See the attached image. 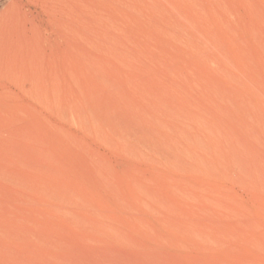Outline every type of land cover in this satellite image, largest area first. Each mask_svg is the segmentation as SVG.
<instances>
[{"label":"rangeland","instance_id":"374dc122","mask_svg":"<svg viewBox=\"0 0 264 264\" xmlns=\"http://www.w3.org/2000/svg\"><path fill=\"white\" fill-rule=\"evenodd\" d=\"M39 3L0 0L53 44L52 108L0 114V264H183L217 194L264 201V0Z\"/></svg>","mask_w":264,"mask_h":264},{"label":"bare ground","instance_id":"6f19581e","mask_svg":"<svg viewBox=\"0 0 264 264\" xmlns=\"http://www.w3.org/2000/svg\"><path fill=\"white\" fill-rule=\"evenodd\" d=\"M40 1L45 2L44 5L42 6L43 10L40 9L41 13L43 14L45 12V10L49 7V9L47 10L48 13H46V12L45 13L47 15L49 14V16L51 18L50 21L53 22V10H52V8H50L51 6H53V0H16V6L20 12V10L24 6L29 5V4L37 6ZM11 4H12V2H11ZM29 6H27V7H29ZM40 6H41V4H40ZM125 6H126V4H125ZM133 9H135V6ZM3 13H5V12H3ZM18 14H20V13H18ZM21 14L25 17V21L21 20V18H23V17L20 18V16L19 17L17 16L18 17L17 21L19 24L16 25V27H14L15 32L9 33V35H8V33H7L8 29H7L6 34L8 36L7 37L4 36L5 39H0V114L1 115H3L5 111L6 112H12L13 111V112H18V113H23V111H25L29 108H34V110H36L35 107L36 106L39 107V105L41 107L44 106L46 109H51L53 106V44H52V41H51V39L47 40L45 38H44L45 39L44 41L43 40L39 41L40 33L38 36L37 30H36L38 27L34 23L36 18H37V15L35 13L33 15V13L31 12L32 17H30V18H28V16L24 12H22ZM10 15H12L14 18L13 12H10ZM0 16H1V14H0ZM7 18H8V15H7ZM2 19L3 18H1V20ZM6 19H4L2 22H4ZM43 20H44V18H43ZM8 21H10V20H8ZM12 21H14V20L12 19ZM26 23L27 24L30 23V25H31L30 30H28ZM37 23H38V21H37ZM43 23H45V22H43ZM0 24H2V23H0ZM7 24L8 23H6V25ZM15 24H16V22H15ZM47 24L48 23H46L45 29L47 28ZM10 25H11V23H10ZM39 25H40V23H39ZM52 25L53 24H51V26ZM1 26H0V28H1ZM0 32H2V31H0ZM48 32H49V30H47V33ZM43 34H46L45 30L43 31ZM187 37H188V35H187ZM6 72L8 74H6ZM6 75H7V78L10 79V80H8V82L6 80H4V79H7ZM9 75L11 76V78H9L10 77ZM26 101H30V104L27 103ZM31 102L33 104H31ZM33 106H35V107H33ZM38 111H39V109H38ZM6 112H5V114H6ZM47 112H48V110H47ZM89 112H92V111L90 110ZM92 114H93V112H92ZM93 115H92V117L95 116V115L94 116ZM92 117H91V119H92ZM94 121H95V119H94ZM95 123H97V122H95ZM51 124L53 125V123H51ZM85 124H87V123H85ZM118 126H119V124H118ZM98 128H99V124H98ZM129 132L130 131H128L127 133H129ZM70 139H72V138H70ZM149 148H147V149H149ZM157 148H159V147H157ZM156 152H158V151H156ZM165 152H168V151L165 150ZM181 153L183 154V152H181ZM157 155H159V154H157ZM153 161H155V160H153ZM157 164H159V163H157ZM174 166H177V165H174ZM180 169H182V167ZM7 175H10V174H7ZM10 177L12 178V176H10ZM1 179H2V177H1ZM7 180H8V178H7ZM241 181H238V183ZM43 186H44V184H43ZM33 187H34V185H33ZM46 187L47 186L42 187V189L46 188ZM243 188H244V186H243ZM50 189H49V191H53ZM249 189H246V190H249ZM253 190H255V188H253ZM236 192H237V190H236ZM241 193H243V192L241 191ZM43 194H45V193H43ZM227 194L223 195L224 197H222V195H220V194H217V196H215V198H214V199H216L215 202L213 200V204L215 206V208L213 210L214 219L212 222L210 221L211 223H208V225H205L203 228L199 227L200 230L198 232L197 241H196L197 248H195V249H197V252L194 254V256H190V257H189V254H186L185 260L183 259V264H264V243L261 244L262 243L261 238L264 237V233L262 234V233L258 232L256 229L261 224H264V201L263 200L261 201V198H259L262 196H260L259 194H256V195L252 194L247 200L246 199L245 200H237L238 198L235 196L234 190L229 191V194L228 195ZM249 194H250V192H249ZM63 203L65 204L64 201H63ZM75 205H76V203H75ZM53 207H55V206H53ZM64 211H65V209H64ZM68 212H70V211L68 210ZM63 216L65 217V215H63ZM72 220H75V219H72ZM76 220H77V218H76ZM86 225H88V224H86ZM102 226H103V224H102Z\"/></svg>","mask_w":264,"mask_h":264}]
</instances>
